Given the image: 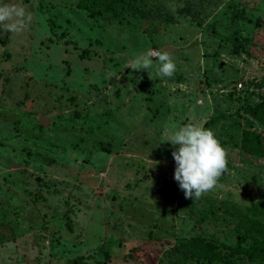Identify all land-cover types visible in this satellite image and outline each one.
<instances>
[{
    "label": "rangeland",
    "instance_id": "rangeland-1",
    "mask_svg": "<svg viewBox=\"0 0 264 264\" xmlns=\"http://www.w3.org/2000/svg\"><path fill=\"white\" fill-rule=\"evenodd\" d=\"M79 1L0 0L32 15L0 28V264H206L192 241L227 257L264 192V157L239 149L242 131L264 138L245 112L264 95V0H106L119 16L100 19ZM149 49L173 77L126 68ZM188 123L229 160L195 201L169 142Z\"/></svg>",
    "mask_w": 264,
    "mask_h": 264
},
{
    "label": "clouds",
    "instance_id": "clouds-1",
    "mask_svg": "<svg viewBox=\"0 0 264 264\" xmlns=\"http://www.w3.org/2000/svg\"><path fill=\"white\" fill-rule=\"evenodd\" d=\"M31 20L32 15L25 7L0 4V28L5 31L20 34ZM154 59L158 64L157 75L171 78L177 72V65L168 52L152 49L137 55L126 68L147 71L152 68ZM169 142L175 149L172 152L176 165L174 179L185 198L195 201L215 191L220 178L228 171L229 160L227 149L213 130L188 123L176 130Z\"/></svg>",
    "mask_w": 264,
    "mask_h": 264
},
{
    "label": "trees",
    "instance_id": "trees-1",
    "mask_svg": "<svg viewBox=\"0 0 264 264\" xmlns=\"http://www.w3.org/2000/svg\"><path fill=\"white\" fill-rule=\"evenodd\" d=\"M78 7L85 10L88 17L92 19H100L108 12L113 17L119 16L115 3H108L106 0H81L78 2ZM131 11L135 12L137 9L132 8ZM50 24L52 23L50 22ZM85 55V51H83L81 56ZM245 112L264 127V95L259 103L247 106ZM210 122H213V120ZM239 149L243 154L264 157V138L255 131H242L239 139ZM263 216L264 192L255 202L251 203L245 214L238 220L237 224L240 231L236 246H222L224 250L228 251V258L224 254L221 255L215 242L200 243L192 241L190 245H185L182 248V252L191 247L190 250L194 251V257L199 260L201 256H204L206 264H211L215 260L231 263L238 256L264 264V223L260 220Z\"/></svg>",
    "mask_w": 264,
    "mask_h": 264
},
{
    "label": "built area",
    "instance_id": "built-area-1",
    "mask_svg": "<svg viewBox=\"0 0 264 264\" xmlns=\"http://www.w3.org/2000/svg\"><path fill=\"white\" fill-rule=\"evenodd\" d=\"M241 87V85H238V88H240Z\"/></svg>",
    "mask_w": 264,
    "mask_h": 264
},
{
    "label": "water",
    "instance_id": "water-1",
    "mask_svg": "<svg viewBox=\"0 0 264 264\" xmlns=\"http://www.w3.org/2000/svg\"><path fill=\"white\" fill-rule=\"evenodd\" d=\"M37 182H39V179H37Z\"/></svg>",
    "mask_w": 264,
    "mask_h": 264
}]
</instances>
